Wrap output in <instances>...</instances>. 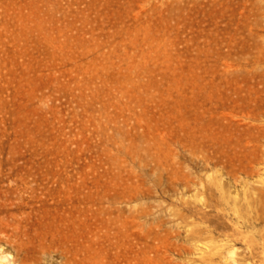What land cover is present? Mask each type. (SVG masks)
Segmentation results:
<instances>
[{
  "label": "rangeland",
  "instance_id": "1",
  "mask_svg": "<svg viewBox=\"0 0 264 264\" xmlns=\"http://www.w3.org/2000/svg\"><path fill=\"white\" fill-rule=\"evenodd\" d=\"M263 5L0 0V251L9 264H63L92 234L113 264H198L192 224L242 264H264L248 243L264 222L230 208L264 179V165L247 173L251 155L264 161V85L247 68L264 56V28L253 25ZM184 174L189 186L175 178Z\"/></svg>",
  "mask_w": 264,
  "mask_h": 264
},
{
  "label": "bare ground",
  "instance_id": "2",
  "mask_svg": "<svg viewBox=\"0 0 264 264\" xmlns=\"http://www.w3.org/2000/svg\"><path fill=\"white\" fill-rule=\"evenodd\" d=\"M258 9L259 12H262L264 16V5L260 6ZM253 25L261 26L262 28H264V22L261 18H256V20L253 22ZM247 68L249 77H253V74H258L260 82L264 85V56L255 57L252 60H249ZM251 153L253 154L252 151ZM175 163L176 161L174 160L173 163L170 164V166L172 168V171L177 174L178 171H176V169L174 168L176 166ZM256 163H258L259 166L264 165V161L262 158L256 160V158L251 155L249 159V165L247 167L248 174H255ZM262 167H259L258 170L260 171ZM258 174L259 176H261L260 172ZM222 177H213L212 182L216 188L223 192L222 196L224 198L228 197V199H232L233 196L231 195V192L225 189L226 183L222 179ZM175 178L184 181L183 183L185 184V186H189L190 178L188 174H184L182 176L178 175ZM257 180L260 183V185L258 186L247 183L248 187L245 192V203L240 205L236 200H233L234 202L230 208L238 218L248 219L251 217L256 218L257 221L259 220L260 222H264V179L262 178L260 180ZM210 205L217 209H220L215 203H211ZM181 217L185 218L183 214ZM187 224L189 225V223ZM189 231L190 233L187 232L190 235L189 240H191V242L195 244V248L200 250V256H197V258L194 259L193 263H197L198 260H201L198 264H242L241 260L238 259L235 255V248H231L228 253H224L223 246L225 245V243L223 244L217 241L213 233L211 231H208L203 226L197 224L189 225ZM258 233L259 236H253L252 238H250V241L248 242L250 248L249 250L251 256H258L263 259L264 227ZM99 239V236H97L96 234H92L89 237L88 243H86L84 245L85 247L82 248L84 250L83 255L80 253L81 250L79 248H67L65 250L63 264H113L117 260V257L114 256L113 259H109L110 254H108V249L99 245L100 243L97 242ZM260 244L261 247L259 246ZM112 247H118L117 239L113 240ZM8 253H6L4 250L0 251V264H9L12 262ZM158 259L160 258L158 257ZM135 260L137 263H139L140 261L138 259ZM155 260H157V258L151 256L147 257L146 255H144L141 261H147L151 263ZM128 261V263L124 262L122 264H132L131 259H128ZM17 262L18 259H15L13 260L12 264H16ZM17 264H41V262L40 260L29 261L28 259L21 258Z\"/></svg>",
  "mask_w": 264,
  "mask_h": 264
}]
</instances>
